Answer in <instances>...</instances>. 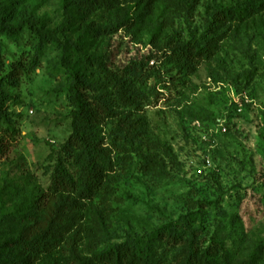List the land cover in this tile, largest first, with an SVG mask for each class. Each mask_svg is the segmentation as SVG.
Masks as SVG:
<instances>
[{
	"label": "rangeland",
	"instance_id": "374dc122",
	"mask_svg": "<svg viewBox=\"0 0 264 264\" xmlns=\"http://www.w3.org/2000/svg\"><path fill=\"white\" fill-rule=\"evenodd\" d=\"M70 1L68 38L113 74L135 70L136 96L121 100L96 62L72 56L89 94L112 104L97 132L111 168L92 199L64 212L51 237L62 245L36 264H113L108 252L134 246L169 263L172 228L193 230L198 252L218 264H264V13L224 20L212 56L187 69L170 55L176 40L199 38L212 13L234 0ZM1 2L43 29L63 21V0ZM0 44L8 114L0 117V250L14 253L10 241L39 215L34 198L49 183L76 107L58 47L47 44L39 65L13 85L12 64L33 57L35 38L25 28L0 33Z\"/></svg>",
	"mask_w": 264,
	"mask_h": 264
},
{
	"label": "trees",
	"instance_id": "16d2710c",
	"mask_svg": "<svg viewBox=\"0 0 264 264\" xmlns=\"http://www.w3.org/2000/svg\"><path fill=\"white\" fill-rule=\"evenodd\" d=\"M70 4V0H63V21L59 26L43 29L34 17L15 18L0 0V33L7 37H15L28 28L35 38L33 57L29 61L13 62L9 83L15 85L26 69L34 70L39 65L41 53L47 44L55 45L60 50L59 64L66 75L69 101L76 107L71 132L56 151L54 163L49 169V183L40 189L34 198L33 203L39 215L22 230L17 239L10 241L11 249L16 252L0 250V264H36L43 252L61 246L60 239L52 240L51 237L65 222L64 212L78 202L92 199L96 190L100 188L106 172L111 168V151L104 145L97 132L105 118L113 115L112 104L103 93L94 96L89 94V90L93 88L85 74L72 61V56L80 54L85 60L96 62L103 77L116 89L121 100L125 101L136 96V88L130 79L135 70L121 76L113 74L106 68L101 57L88 55L81 50L76 40L68 38L67 34L73 23ZM263 13L264 0H234L231 6L218 7L207 22V29L203 35L197 39L176 40L175 45L170 49L173 62L178 66L193 69L196 60H207L212 56L214 42H218L214 33L221 25L226 21H234L238 24L251 18L253 20L255 16H261ZM3 69L0 44V117L6 118L8 114L3 109V102L7 96L1 77ZM192 235L193 230L185 235L183 232L177 234L173 228L169 229L167 236L176 248L173 261L169 263L154 262L148 254H144L143 250L135 246L130 249L129 247L112 249L111 252H106L105 260L113 258V264H121V261L125 264H218L206 253L198 252L196 238ZM253 262L250 260L241 264H253Z\"/></svg>",
	"mask_w": 264,
	"mask_h": 264
}]
</instances>
